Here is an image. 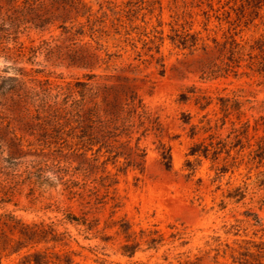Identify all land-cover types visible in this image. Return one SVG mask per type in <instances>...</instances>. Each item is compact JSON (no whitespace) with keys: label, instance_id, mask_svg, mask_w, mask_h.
<instances>
[{"label":"rangeland","instance_id":"obj_1","mask_svg":"<svg viewBox=\"0 0 264 264\" xmlns=\"http://www.w3.org/2000/svg\"><path fill=\"white\" fill-rule=\"evenodd\" d=\"M0 29V77L53 95L88 81L109 89L106 108L131 96L146 112L114 143L119 158L0 130V215L54 225L31 241L0 228L2 264H264V75L251 49L264 47V0H0Z\"/></svg>","mask_w":264,"mask_h":264},{"label":"trees","instance_id":"obj_2","mask_svg":"<svg viewBox=\"0 0 264 264\" xmlns=\"http://www.w3.org/2000/svg\"><path fill=\"white\" fill-rule=\"evenodd\" d=\"M40 25H46V22H41ZM40 25L37 24L38 27H42ZM78 35L82 36L80 33ZM179 46L185 48L187 42L180 41ZM251 49L259 54L254 57L257 59L255 63L256 72L264 75V47L259 46L258 41L257 46L251 47ZM229 62L234 65L236 60L232 58L229 59ZM251 65L253 66V64ZM234 66L236 67V65ZM234 66L229 67L234 68ZM88 77L90 80L94 76ZM103 90L105 91L104 94H100L94 91L88 81H77L75 84L69 85L65 93L58 92V94L53 95L49 87L43 88L41 86L38 90L37 87H27L22 80L0 77V130L5 131L15 144L20 140L17 137V131H20L24 132L25 135L36 137V142L45 147L65 144L67 142L65 139H70L81 149H87L85 151H92L96 148L97 153L105 152L119 158L121 154L115 151L114 143H119L123 137H129L127 131L133 128L136 116L143 124L146 112L140 101L137 102L131 96L126 98L125 102H113L106 108L109 105V103L107 104V90L109 89L104 87ZM62 96L63 99L59 102ZM182 99H187L186 94L182 95ZM9 100L19 107L20 115H25L32 121V123H27V130H17L11 126L10 121H6V117L2 116L4 114L2 102ZM208 105L206 104L204 107ZM222 107L226 110L227 108L239 110L241 103L236 100L231 105L222 102ZM139 109H141V113L138 111ZM4 122H7L5 126H3ZM36 129L39 132H36ZM24 137L22 136V138ZM139 141L140 139L137 140V142ZM197 147L196 145L191 149L193 155L197 153ZM137 150L143 152L139 148ZM144 156L145 154L136 153V157L141 161ZM170 159V150L162 154L163 165L167 169L171 166ZM68 220L79 222V219L72 215L68 216ZM53 227V224L47 227L43 224L40 226L37 224L26 225L17 220L11 213L0 215V228L9 229L13 236L18 233L19 236L28 241H31L33 236L52 231ZM125 249H128L127 246ZM20 251L21 249L13 253L18 254ZM27 263L48 264V261L42 255H34V259H30ZM0 264H2L1 260Z\"/></svg>","mask_w":264,"mask_h":264}]
</instances>
